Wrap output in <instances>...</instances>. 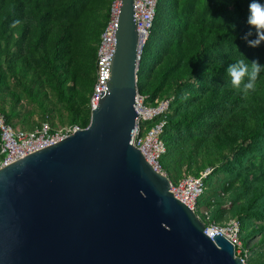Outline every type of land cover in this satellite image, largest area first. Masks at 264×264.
Instances as JSON below:
<instances>
[{"label":"trees","instance_id":"obj_1","mask_svg":"<svg viewBox=\"0 0 264 264\" xmlns=\"http://www.w3.org/2000/svg\"><path fill=\"white\" fill-rule=\"evenodd\" d=\"M112 2L0 0V110L9 124L32 130L41 122L55 126L58 117L88 126ZM250 2L159 0L138 89L152 103L171 99L155 120H166L160 162L171 181L213 167L198 212L207 209L201 214L207 223L237 219L251 253L247 263L264 264V41L249 45L257 39L247 23ZM240 59L261 66L247 95L227 75ZM257 233L260 240L250 246Z\"/></svg>","mask_w":264,"mask_h":264},{"label":"water","instance_id":"obj_2","mask_svg":"<svg viewBox=\"0 0 264 264\" xmlns=\"http://www.w3.org/2000/svg\"><path fill=\"white\" fill-rule=\"evenodd\" d=\"M108 90L88 126L0 168V264H248L131 142L138 34L122 0Z\"/></svg>","mask_w":264,"mask_h":264},{"label":"built area","instance_id":"obj_3","mask_svg":"<svg viewBox=\"0 0 264 264\" xmlns=\"http://www.w3.org/2000/svg\"><path fill=\"white\" fill-rule=\"evenodd\" d=\"M122 0H113L110 8L109 21L101 35L98 49V80L91 96V109L98 105L99 94L108 90L106 82L111 77V56L116 49V32L119 21ZM159 0H133L134 19L138 34L137 60L141 61L143 48L146 45L154 26ZM171 99L156 98L154 102L148 100V95L138 93L135 108L138 113L137 123L133 131L131 142L142 151L154 169L168 175L161 165L160 159L166 152V145L162 139V132L166 124L165 119L157 120L169 108ZM153 122V124H152ZM80 127L77 124L54 128L49 122H43L32 130L14 127L6 121L0 110V136L2 159L0 168L35 151L51 146ZM213 171V167H206L198 175H184L178 183H170V191L174 196L196 211L197 215H208L207 209H197V199L204 190V180ZM202 218V217H201ZM209 218V216H207ZM204 221V220H203ZM205 222V221H204ZM204 232L212 240L221 235L234 244L235 254L245 261L250 254L241 239V225L237 219H229L224 223L215 221L205 222ZM247 262V261H246Z\"/></svg>","mask_w":264,"mask_h":264},{"label":"clouds","instance_id":"obj_4","mask_svg":"<svg viewBox=\"0 0 264 264\" xmlns=\"http://www.w3.org/2000/svg\"><path fill=\"white\" fill-rule=\"evenodd\" d=\"M247 23L256 30L257 39L249 41L251 47H256L261 41H264V3H260L259 0H251L248 5ZM249 68L251 69L250 73ZM260 72L261 66L256 61H252L249 67V64L244 59L236 61L235 64L230 65L227 69V75L230 77L232 87L240 89L243 84L244 95H247L250 91H255L256 80ZM245 77H248L247 82H244Z\"/></svg>","mask_w":264,"mask_h":264},{"label":"rangeland","instance_id":"obj_5","mask_svg":"<svg viewBox=\"0 0 264 264\" xmlns=\"http://www.w3.org/2000/svg\"><path fill=\"white\" fill-rule=\"evenodd\" d=\"M150 48H151V46H150ZM95 88H96V86H95ZM28 108H31V106L29 105H27V109ZM33 118L35 119V120H38V118H39V116H38V114H35L34 116H33ZM41 123H43V122H41ZM51 124V123H50ZM69 124L68 123H64V124H62L61 122H60V119L58 118V117H56L55 118V126H52V127H54V128H60V127H63V126H68ZM37 127V126H36ZM35 127V128H36ZM18 128H22V126H19ZM24 129V128H23ZM27 130V129H26ZM185 175H187V174H185ZM191 175H193V174H191ZM228 205H230V204H228ZM204 209L206 210V208L204 207ZM259 223H261V222H259ZM260 238H261V234L260 233H257L255 236H253L252 237V239L250 240V246L251 245H253V244H255V243H257L259 240H260ZM251 254V253H250ZM249 254V255H250Z\"/></svg>","mask_w":264,"mask_h":264}]
</instances>
